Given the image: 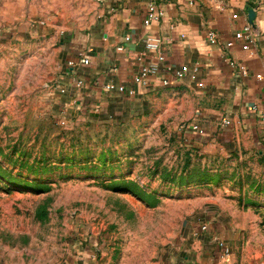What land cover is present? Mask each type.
<instances>
[{
    "label": "rangeland",
    "instance_id": "obj_1",
    "mask_svg": "<svg viewBox=\"0 0 264 264\" xmlns=\"http://www.w3.org/2000/svg\"><path fill=\"white\" fill-rule=\"evenodd\" d=\"M97 12L96 0H0V264H168L203 224L233 241V264H264V145L210 134L195 88L63 113V43Z\"/></svg>",
    "mask_w": 264,
    "mask_h": 264
},
{
    "label": "crops",
    "instance_id": "obj_2",
    "mask_svg": "<svg viewBox=\"0 0 264 264\" xmlns=\"http://www.w3.org/2000/svg\"><path fill=\"white\" fill-rule=\"evenodd\" d=\"M96 1L98 12L94 23L87 30L67 35L63 43L66 77L59 84L58 92L63 113L74 109L89 112L97 109L103 113L118 108L125 110L139 103L145 93L166 88L160 80H151L147 87L134 83L139 70L161 55L164 62L160 78L169 79L170 87L184 81L205 98L199 112L206 120L200 121L207 122L204 126L210 134L220 135L233 128V141L247 136L254 144L264 145L259 121L260 113H264V37L255 29L259 36L251 52L244 51L238 41L230 49L225 47L249 22V11H256L260 0H193L194 5L189 4L190 0ZM152 4L162 9L165 16L149 24L147 15ZM210 32L217 34V44L209 42ZM124 36L131 37V41L124 43ZM147 38L161 41L158 52L145 48L143 41ZM121 45L123 51L118 50ZM78 51L87 52L90 65L68 69L67 62ZM181 66L198 67L195 79L175 81L172 74L166 72L167 68ZM258 74L263 76L262 81L257 80ZM76 78L82 79L85 85L77 87ZM199 82L203 83V88L198 87ZM108 84L135 89L136 95L108 93L105 90ZM225 121H229V125H225ZM216 238L223 237L211 229L195 234L180 255L171 258L168 264H233V241L224 239L232 255L222 260ZM87 255L79 258L83 262L70 264H94Z\"/></svg>",
    "mask_w": 264,
    "mask_h": 264
},
{
    "label": "built area",
    "instance_id": "obj_3",
    "mask_svg": "<svg viewBox=\"0 0 264 264\" xmlns=\"http://www.w3.org/2000/svg\"><path fill=\"white\" fill-rule=\"evenodd\" d=\"M190 5H194V1L190 0ZM165 16V12L162 9H159L155 4H152L149 6L148 15H147V22L149 24L156 23L162 20ZM258 33L255 32V28L253 25L249 22L246 23V25L243 27V29L235 34L234 41H229L225 43V47L227 49H230L234 46L235 41L241 42V47L244 51H250L252 45L257 42ZM208 39L211 44H217L218 43V36L215 32H210L208 34ZM131 41V37L124 36L123 42L128 43ZM145 48L152 52H158L162 43L159 39H152L147 38L143 41ZM119 51H123L124 47L123 45L118 47ZM164 62L163 56H158L157 60L155 62H152L144 67H142L137 75L134 77V83L136 85H140L143 87H147L151 80L156 81L160 80L163 87H170L172 82L169 79L160 78V74L162 72V63ZM90 65V59L86 51H78L74 58L70 59L66 67L68 69L76 68L77 66H89ZM166 72L172 74V77L175 81H182L186 78H190L192 80L195 79L196 74L199 72L198 67H189V66H181L178 68H167ZM257 80L262 81L263 76L261 74H258L256 76ZM75 84L77 87H83L85 85L84 81L80 78L75 79ZM199 88H203V83H198ZM57 89H59V86H57ZM105 90L108 93H113L117 95H127L129 97H134L136 95L135 89L123 86V85H115V84H108L105 87ZM60 91V90H59ZM61 92H65L64 89L61 90ZM259 121L264 133V113H260L259 115ZM225 125H229V121H225ZM183 130L189 131L192 135H195L197 137L204 138L207 136V131L201 127L198 123H190L188 125H183L181 127ZM209 229L208 224H203L200 228L202 233L207 232ZM216 247L219 251V258L220 259H228L232 255V250L228 243L223 238H216L215 240Z\"/></svg>",
    "mask_w": 264,
    "mask_h": 264
},
{
    "label": "water",
    "instance_id": "obj_4",
    "mask_svg": "<svg viewBox=\"0 0 264 264\" xmlns=\"http://www.w3.org/2000/svg\"><path fill=\"white\" fill-rule=\"evenodd\" d=\"M255 17H256V12L253 10L249 11V21L250 23L253 25V27L255 28Z\"/></svg>",
    "mask_w": 264,
    "mask_h": 264
}]
</instances>
